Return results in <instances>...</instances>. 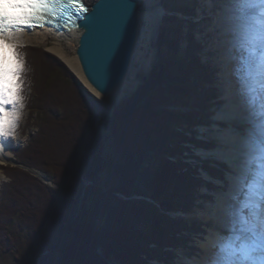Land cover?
<instances>
[{
  "label": "trees",
  "instance_id": "trees-1",
  "mask_svg": "<svg viewBox=\"0 0 264 264\" xmlns=\"http://www.w3.org/2000/svg\"><path fill=\"white\" fill-rule=\"evenodd\" d=\"M168 28H161L160 38L162 47L172 48L171 55L162 58L109 118V107L93 98L58 56L36 45H21L28 107L36 113L32 120L38 131L17 156L22 165L2 166L10 180L0 196V258L17 250L20 229L34 236L46 226H58L65 239L58 264H154L155 259L171 264L172 250L201 231L200 224L174 214L192 211L200 188L213 187L200 168L222 178L226 172L224 162L217 165L193 152L215 145L197 134L198 124L209 123L206 114L217 97L214 69L202 62L201 45L193 36L182 57L177 44L182 31L177 28L170 40ZM95 120L122 152L116 158L99 143L92 152L97 158L88 154L82 170L79 146ZM193 157L198 162L189 160ZM31 169L47 173L58 188ZM110 170L117 183L101 177ZM85 180L90 183L85 185Z\"/></svg>",
  "mask_w": 264,
  "mask_h": 264
},
{
  "label": "snow or ice",
  "instance_id": "snow-or-ice-1",
  "mask_svg": "<svg viewBox=\"0 0 264 264\" xmlns=\"http://www.w3.org/2000/svg\"><path fill=\"white\" fill-rule=\"evenodd\" d=\"M219 2L228 8L223 35L237 82L238 103L247 114L246 122L256 131L246 150H236L230 197L221 208L226 223L214 230L213 255L204 264H264V0ZM137 3L118 0L115 5L108 21L110 52L104 74L133 20ZM87 11L81 0H0V139L11 137L17 128V108L25 87L24 56L15 34L45 23L59 26L56 22L61 18L72 22L74 13L80 18Z\"/></svg>",
  "mask_w": 264,
  "mask_h": 264
},
{
  "label": "rangeland",
  "instance_id": "rangeland-1",
  "mask_svg": "<svg viewBox=\"0 0 264 264\" xmlns=\"http://www.w3.org/2000/svg\"><path fill=\"white\" fill-rule=\"evenodd\" d=\"M156 9L162 10L163 12L162 19L158 25V29L157 27L152 25L149 19V14ZM227 9L228 8L226 4L220 3L219 0H140V24L136 47L134 49L130 68L123 81L115 89L117 97L115 104L117 107L121 100L131 96V94L134 93L141 84L145 83V80L150 75L152 69L160 63L163 57H169L171 55L172 48H167L166 46L162 47L161 44V28L165 24H167V26L169 27L167 35L168 37H170V40L173 39L175 33L174 31L177 28V30L182 31L180 38L177 41L178 50L180 51L182 57L185 56L184 52L190 49L191 43L189 36H193L194 40H196V42H199L201 45V47L199 48V56L201 57L202 62L210 65L214 69V82L212 86L216 88L218 98L216 101L212 100L213 104L211 105V112L210 114H206L209 123L205 122L201 123L202 125L198 124L197 134L200 138L207 140L212 139L215 142V145L208 149L215 148L214 152L216 150L217 153L215 152L211 155H201L200 153H207L205 152V150L207 151L208 149L203 150L199 149L198 147L193 148V152L197 156H199L200 159L207 160L208 158H210V160L217 162V165L218 162H220L219 160L226 161L229 165V171L226 173L224 180H221V178H219L221 176L216 175L214 177L211 173H207L202 168H200L205 181L215 182V184L213 185V187H215V190H212L211 188L209 189L208 185H204L200 188V194L198 195L192 211L187 212L189 214L184 217L190 224L194 222L200 224L202 229L198 232L196 230H193L196 232L192 234V240L188 241L187 245L185 244L179 246L178 248H176V250H172L174 257L171 259V264H191V260L200 258L204 253L201 245L205 240L206 235L209 234V232L213 228H217L218 219L217 216H214V214L221 211L217 207L218 199L220 198V200H223L227 199V197H230L228 196V194H226V191L229 189V185L231 183V163L234 160L229 159V162L228 160H225V158L234 156L232 155V153L230 156L228 154H225L227 155L225 156L222 153L223 151L233 152L238 148H245L246 150L247 146L244 142H241V144H239L238 146L234 145L235 142H232V139L230 137L234 135L235 131L231 130L230 127L233 125L232 128L238 130V132H241L242 135H245L247 137H251L256 130L250 123H246L245 120L240 121L238 119L231 121V123L228 119V116L224 114L226 110L225 106H227V103L225 101L226 95L224 91L226 90V77L227 74H229L222 61L223 51L225 49H229L227 40H224L225 37L223 35V14ZM167 15H172L173 18L165 20V17ZM45 38H47L48 40L45 44L30 41L17 43L20 45H36L38 47L46 49L52 54L58 56L74 74V69L72 68V70L70 68V64L66 61V59L54 49H52L54 43H56V38H53L51 36H46ZM223 42H226V45H224ZM76 48L77 42L68 44L65 48L66 54L68 53L70 55L77 56ZM24 85L25 87L23 90V95H25L27 98L24 118L19 122V125L15 130V136L8 137L7 139H0L2 148L9 152L7 159L3 162H0L1 197V191L4 187V184L10 180V178L7 177V175L4 173L2 166L7 163L21 164L19 162L20 159L17 156L20 154L21 149H23V147L28 144L32 136L38 131V127L32 120V117H35L36 113L33 114V112H31L29 110L30 108L28 107V103L30 102L28 97L29 89L27 88L26 82H24ZM80 85L85 90H87L83 84L80 83ZM208 86L209 84L206 85V87ZM101 99L98 100L102 101L103 99ZM105 102L103 103L107 105L108 102ZM114 110L112 111V114ZM109 117L110 116L108 115V118ZM98 121L100 120H95V122L93 123L94 128H89L86 131V134L79 146L78 167H81L82 170L86 167L88 154H90L93 159L97 158V154L93 156L92 152L99 143L106 146V153H110L116 158H120L122 152L114 136L110 134L109 130L103 129L102 125H100V122ZM240 122L243 123L241 124ZM249 124L251 125L250 127H245V125ZM240 125L243 126L244 130L243 128H241L242 130L237 128V126ZM202 129L203 131H201ZM248 139L250 140V138ZM87 148H90L89 151H87ZM189 160L198 162L195 157H193V159L190 158ZM31 170L33 173H35V175L43 180L45 184L51 187H57V185L50 179V176L44 171L39 169ZM101 175V177L105 181L109 180L113 184L118 182L117 175L111 172V170L104 171ZM89 183L90 181L85 180V185ZM3 195L4 197L7 196V194L5 193H3ZM84 195L85 191H83L82 193V196ZM119 195L125 198V195L120 193ZM214 211L216 212L214 213ZM177 213L178 214L174 216H180L179 213L181 212ZM11 228H13L14 230H17L19 228V217L14 220ZM64 243L65 239H63V237L58 233V226H46L39 234L34 236H30L27 229H20V243L18 244L17 250L15 252L4 253L0 258V264H58L62 256ZM97 251L99 253L102 252L100 247L97 249ZM153 262L154 264H167L163 260L159 261L158 259H155ZM110 263L119 264L114 260H110Z\"/></svg>",
  "mask_w": 264,
  "mask_h": 264
},
{
  "label": "water",
  "instance_id": "water-1",
  "mask_svg": "<svg viewBox=\"0 0 264 264\" xmlns=\"http://www.w3.org/2000/svg\"><path fill=\"white\" fill-rule=\"evenodd\" d=\"M117 3L118 0H94L89 5L85 3V7H87L88 11L83 13L80 18H76L74 21L75 23L70 22L66 25L61 23L65 30H70L71 28H77L79 30L76 54L82 73L86 81L98 92L104 95L113 93L125 78L130 68L132 56L138 39L140 24V0H138L133 20L129 24L121 45L111 61L109 71L107 74H104V65L110 52L108 21L115 10V5ZM70 68L72 69L71 66ZM85 68L100 88H98L96 84L89 79ZM73 71L77 80L86 87L90 94L94 98L101 99L88 87L80 75H78L75 70ZM101 89L103 91H101ZM107 105L111 109L108 114L111 117L116 104L110 105L107 103ZM136 197L143 196L136 195ZM147 199L151 200V198ZM176 214L178 213H175L174 215ZM179 215H181V213H179ZM182 215L186 216L185 214Z\"/></svg>",
  "mask_w": 264,
  "mask_h": 264
},
{
  "label": "bare ground",
  "instance_id": "bare-ground-1",
  "mask_svg": "<svg viewBox=\"0 0 264 264\" xmlns=\"http://www.w3.org/2000/svg\"><path fill=\"white\" fill-rule=\"evenodd\" d=\"M84 1L86 4L89 5L94 0H84ZM227 12H228V9L223 14L224 20H225V17L227 15ZM162 15H163V12H162V10H159V9H156L155 11H153L149 14V19H150L152 25L157 27V29H158V25L162 19ZM46 36L47 37L51 36L53 38H56V43H54L52 49H54L56 52H58L61 56H63L66 59V61L70 64V66L78 73V75H80V77L85 81V83L91 88V90L95 94H97L103 100L110 103V105H113L116 103V98H117L116 97V90H114L113 93L108 94V95H104V94H101L100 92H98L84 78V75L82 73L81 66L79 64L77 56L76 55H70L68 53L66 54V51H65L66 46L70 43H76L77 42V39L79 37V30L77 28H71L70 30L61 31V30L57 29L56 27H52V26L36 27L34 29H28V30H25L23 32H17L15 34V39H16V42H18V43H24V42L30 41V42H38V43H44L45 44V43H47L46 41H48L47 38H45ZM224 40H226V38H224ZM223 44L226 45V42L225 43L223 42ZM222 61L225 65L226 70L229 73V74H227V77H226L227 83H226V90L224 91V93L226 95L225 101L227 103V106H225V108H226L225 112L226 113L224 112V114L228 116V119L230 120V122L234 121V120H238V119L240 121L245 120V122H246V115L247 114L245 113L243 108H241L239 106L238 97L236 95L237 82L232 75L233 64L229 60V49L228 50L225 49L223 51ZM240 123L242 124L243 122H240ZM238 125H239V123H238ZM232 127H233V125L230 127V129L234 130L235 133L230 138L232 139V142H235L234 145L238 146L239 144H241V142H244L247 145V142L249 140L248 138L251 139V137H247L245 135H242L241 132H238V130H236ZM226 129H229V128H226ZM214 149L215 148L208 149L207 151L205 150V152L214 154L216 152V150L214 152ZM231 153L234 156L229 157V158H225V160H228V162H229V159L235 158L236 151H233V152L223 151V153H222L224 155L228 154L229 156L231 155ZM8 154H9V152L7 150H5L4 148H2V146L0 144V162L5 161L7 159ZM225 156H227V155H225ZM207 173H209V172H207ZM230 177L232 178V174ZM231 183H232V179H231ZM231 183L229 185V189L226 191L227 193L225 192L226 194H228V196H230ZM228 200H229L228 197H227V199H223V200L222 199L220 200V198H219L218 202H217V207L221 210V208L228 202ZM216 211H217V209H216ZM216 211H214V213ZM214 216H217V219H218L217 228H218V226L222 225V223H225V220H224V217H223L221 211L219 213L214 214ZM215 229L216 228H213L209 232V234L206 235L205 240L203 241V243L201 245L204 253L201 255L200 258L191 260V262H190L191 264H204L205 260L209 256L213 255L211 238L214 235Z\"/></svg>",
  "mask_w": 264,
  "mask_h": 264
},
{
  "label": "clouds",
  "instance_id": "clouds-1",
  "mask_svg": "<svg viewBox=\"0 0 264 264\" xmlns=\"http://www.w3.org/2000/svg\"><path fill=\"white\" fill-rule=\"evenodd\" d=\"M26 96L23 95L22 100L20 104L18 105L17 111H18V119H17V127L19 125V122L23 120L24 115H25V109H26ZM15 132L13 133L12 136H15Z\"/></svg>",
  "mask_w": 264,
  "mask_h": 264
}]
</instances>
